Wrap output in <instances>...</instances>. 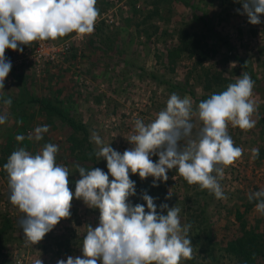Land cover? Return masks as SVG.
<instances>
[{
    "label": "rangeland",
    "instance_id": "obj_1",
    "mask_svg": "<svg viewBox=\"0 0 264 264\" xmlns=\"http://www.w3.org/2000/svg\"><path fill=\"white\" fill-rule=\"evenodd\" d=\"M96 7L100 15L91 34L81 38L70 33L54 40L69 44L58 60L36 63L30 45L19 46L23 51L5 50L11 69L0 90V115L8 117L0 125V264H35L38 259L42 264H57L68 256L82 257L88 226L99 224V211L73 198L71 215L61 219L38 244L25 246L18 225L23 214L9 202L8 176L3 169L10 154L21 147L36 154L47 143L57 145L56 162L69 169L73 192L80 178L76 165L83 167L78 149L70 150L69 137L74 134L82 140L84 135L73 133L56 116L48 118L33 99H48L82 122L87 141L81 149L94 159L84 168H100L107 173L106 161L95 156L92 132L104 145L123 153L132 147L127 138L135 120L151 122L172 93L190 97L195 109L200 101L226 90L229 83L247 72L254 81L250 99L257 106L252 117L256 123L247 131L229 124L228 134L243 154L224 169L219 180L226 199H216L199 185H189L175 169L167 172V181H156L155 187L151 176L141 179L130 173L135 195L128 198L133 206L145 205V211L144 194L154 198L158 213L166 214V210L161 212V204L181 209V225H191L188 236L193 259H182L180 264H245L225 246L238 231L235 210L243 209L249 193L264 189V15L260 16L261 23H248L242 14V0H97ZM181 30L202 38L210 48V56L201 64L196 55L185 52L169 60L168 51L177 43ZM4 99H11V106L5 105ZM192 122L195 138L201 124L195 117ZM44 125L49 130L41 140L27 139L36 127ZM18 135L25 139L17 141ZM184 144L180 141L181 147ZM253 149H259L255 159ZM151 159L156 162L158 156ZM244 219L248 228L256 226L264 240V214L254 205Z\"/></svg>",
    "mask_w": 264,
    "mask_h": 264
},
{
    "label": "clouds",
    "instance_id": "obj_2",
    "mask_svg": "<svg viewBox=\"0 0 264 264\" xmlns=\"http://www.w3.org/2000/svg\"><path fill=\"white\" fill-rule=\"evenodd\" d=\"M97 0H0V90L11 69L5 50L23 51L37 41L56 40L70 33L81 38L94 31L100 15ZM242 14L248 23H261L264 0H242ZM254 81L247 72L229 83L226 90L213 93L193 107L190 97L172 93L166 107L149 123L136 119L127 141L132 145L123 153L104 145L92 132L97 145L95 156L106 161L108 172L100 168L86 170L76 165L79 179L75 191L69 188V169L56 162L58 146L47 143L36 154L21 147L14 150L3 165L8 176L9 202L22 213L18 221L25 246L38 244L61 219L71 215V201L81 199L89 208L99 211V224L88 226L83 238L82 257L68 256L57 264H180L193 259L188 236L191 225H181L177 206L161 204L157 212L154 198L144 194L145 205L129 203L135 195L131 174L141 179L149 176L167 181L175 169L189 185H199L216 199H226L219 180L224 169L235 163L243 149L234 145L228 134L229 124L247 131L255 126L252 118L257 106L252 97ZM3 103L11 106V99ZM193 117L201 127L193 138ZM7 114L0 115V125ZM49 126L36 127L27 139L39 141ZM25 137L18 135L17 141ZM185 141L183 147L180 141ZM152 155L158 156L153 162ZM259 149L252 150V158ZM215 173V175L213 174ZM109 176L112 179H109ZM175 180V177H172ZM171 195L166 197L169 198ZM249 202L257 201L255 210L264 214V189L248 194ZM35 264H42L40 259Z\"/></svg>",
    "mask_w": 264,
    "mask_h": 264
},
{
    "label": "trees",
    "instance_id": "obj_3",
    "mask_svg": "<svg viewBox=\"0 0 264 264\" xmlns=\"http://www.w3.org/2000/svg\"><path fill=\"white\" fill-rule=\"evenodd\" d=\"M196 37L197 35H190L181 30L177 43L168 51L169 60L173 61L185 52L190 56L196 55L197 63L201 64L205 58L210 56L208 53L210 48L206 43H202V38L199 39ZM33 100L41 105L48 118L56 116L65 122L73 130V133L78 131L84 135L82 140L75 137L74 134L70 135V150L74 152L78 149V152H80L79 159L83 167L89 166L88 160L94 162L91 155L86 153L85 149H81L83 144H86L87 141V130L85 125L48 99L35 98ZM86 146L88 152L92 153L93 151L90 145L87 143ZM256 203L257 201L249 202L247 199V201L242 204L243 209L238 208L235 210L234 217L238 222V231L228 239L225 246L229 253L245 264H262L261 262L264 259V240L261 238V234L256 231V226L254 229L248 228L246 220L244 219L245 213Z\"/></svg>",
    "mask_w": 264,
    "mask_h": 264
},
{
    "label": "built area",
    "instance_id": "obj_4",
    "mask_svg": "<svg viewBox=\"0 0 264 264\" xmlns=\"http://www.w3.org/2000/svg\"><path fill=\"white\" fill-rule=\"evenodd\" d=\"M69 49L68 41L58 44L56 41H37L30 44V55L36 63L58 60Z\"/></svg>",
    "mask_w": 264,
    "mask_h": 264
}]
</instances>
